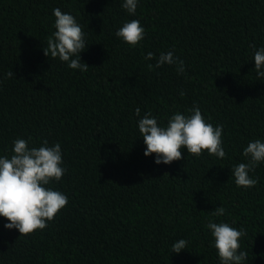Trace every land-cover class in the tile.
Instances as JSON below:
<instances>
[{"label":"trees","instance_id":"1","mask_svg":"<svg viewBox=\"0 0 264 264\" xmlns=\"http://www.w3.org/2000/svg\"><path fill=\"white\" fill-rule=\"evenodd\" d=\"M122 3L0 0V157L11 158L17 138L29 148L59 142L67 171L49 187L69 198L33 235L0 217V264H219L209 221L243 228L242 264H264V163L250 173L258 180L250 189L231 172L247 162L250 142H264V80L254 70L264 0H138L134 15ZM54 8L82 26L87 72L44 55ZM133 19L145 28L135 48L115 35ZM169 51L186 74L144 59ZM193 105L223 125L226 158L184 149L183 159L157 165L145 156L139 119L150 111L166 126ZM221 206L226 214L213 216ZM182 238L187 249L171 252Z\"/></svg>","mask_w":264,"mask_h":264},{"label":"clouds","instance_id":"2","mask_svg":"<svg viewBox=\"0 0 264 264\" xmlns=\"http://www.w3.org/2000/svg\"><path fill=\"white\" fill-rule=\"evenodd\" d=\"M137 6L138 0H123L122 3V8L129 15L136 13ZM53 15L55 31L47 40V47L43 48L44 55L67 62L73 70L87 72L89 65L80 58L81 52L87 48L82 26L72 14L62 12L60 8H54ZM115 35L135 48L145 39V28L138 19H133L123 23ZM251 47L255 49V45ZM144 59L155 60L154 65H149L150 68L175 65L178 74H186L184 62L178 60L172 51L161 53L159 57L149 52ZM254 62L257 79L264 80V47L254 51ZM6 75L9 78L14 76L12 71ZM180 95L183 97L185 93L181 91ZM188 111L190 115L180 112L172 115L166 126H160L150 111L139 119V133L146 145L144 155L154 154L157 165L183 159L184 149L195 157L202 156L206 151L209 156L226 158L223 125L214 127L207 122L197 105ZM140 113L137 107L135 115L139 117ZM13 144L14 154L11 158L0 157V217L8 221L5 228L17 229L20 236H28L46 229L67 206L69 198L49 187L53 181H61L67 169L62 166L63 155L59 142L48 146L45 139L42 146L29 148L27 140L17 138ZM242 155L247 162L233 166L231 172L237 187L250 189L258 183L250 173H254L257 166L264 163V142L259 139L250 142ZM225 214L226 209L222 206L212 212L216 217ZM206 227L214 238L219 264H242L247 259L248 253L241 251L240 244V240L247 235L243 228L238 230L226 222L212 221ZM187 245L186 239H178L173 243L171 252L179 254L187 249Z\"/></svg>","mask_w":264,"mask_h":264}]
</instances>
